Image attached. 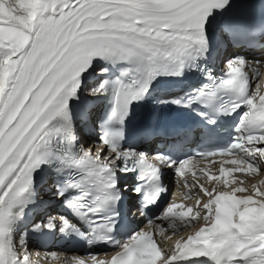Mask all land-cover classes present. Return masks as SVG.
I'll list each match as a JSON object with an SVG mask.
<instances>
[{"label":"snow or ice","instance_id":"1","mask_svg":"<svg viewBox=\"0 0 264 264\" xmlns=\"http://www.w3.org/2000/svg\"><path fill=\"white\" fill-rule=\"evenodd\" d=\"M228 4L0 0V264H39L24 247L23 236L14 242L13 221L21 215V206L31 202L26 194L34 171L51 154L42 149L56 139L71 146L75 139L69 103L77 98L81 77L93 60L127 65L120 78L110 84L105 80L92 91H111L114 106L106 124L123 126L132 104L145 98L158 77H179L186 69H197V58L209 51L208 17ZM199 70L209 83L195 95L158 102L212 108L217 94L223 93L228 99L214 108L216 113L231 115L243 109L228 147L201 151L177 163L162 153L149 157L121 148L122 127L102 125L99 146L81 148L78 156L57 157V171L78 173L58 195H68L67 206L81 222L113 230L114 221L97 213L119 199L118 170L148 173L133 189L143 193L146 207L167 191L158 183L161 167L175 165L182 200L169 201L143 229L122 243L115 241L117 251L83 258L47 253L43 264H179L199 257L264 264V64L237 56L226 62L221 77L205 66ZM217 158L219 163H214ZM117 161H123V167ZM57 221L61 232H79L65 217H50L34 228L51 230ZM101 239L107 242L111 236Z\"/></svg>","mask_w":264,"mask_h":264},{"label":"bare ground","instance_id":"2","mask_svg":"<svg viewBox=\"0 0 264 264\" xmlns=\"http://www.w3.org/2000/svg\"><path fill=\"white\" fill-rule=\"evenodd\" d=\"M45 200H46L45 198H42V199H40L38 202L42 203V202H44ZM48 205H49V204H47L46 207H47ZM21 237H22V236H21ZM21 237H19V238L17 239V235H14V236H13V240H14V242H18V241L20 240ZM24 240H25L24 247H26L27 250H28V252H29V248H30V246H31V242H30L29 240H27L25 237H24ZM29 253L33 254V252H31V251H30ZM49 253H50V252H49ZM45 254H47V253H44L42 256H37L36 254H33V260H34V262H39V264H41V260H42V258L44 257ZM63 255H65L66 257H72V256L69 255V254H63Z\"/></svg>","mask_w":264,"mask_h":264},{"label":"rangeland","instance_id":"3","mask_svg":"<svg viewBox=\"0 0 264 264\" xmlns=\"http://www.w3.org/2000/svg\"><path fill=\"white\" fill-rule=\"evenodd\" d=\"M41 262H43V261H41Z\"/></svg>","mask_w":264,"mask_h":264}]
</instances>
